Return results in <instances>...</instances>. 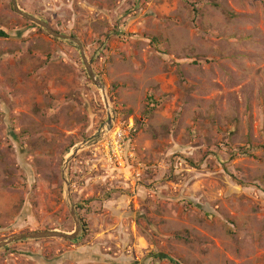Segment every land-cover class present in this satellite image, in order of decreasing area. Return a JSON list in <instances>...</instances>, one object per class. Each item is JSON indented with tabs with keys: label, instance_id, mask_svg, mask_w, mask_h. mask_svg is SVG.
Here are the masks:
<instances>
[{
	"label": "rangeland",
	"instance_id": "rangeland-1",
	"mask_svg": "<svg viewBox=\"0 0 264 264\" xmlns=\"http://www.w3.org/2000/svg\"><path fill=\"white\" fill-rule=\"evenodd\" d=\"M12 1L0 264H264V0Z\"/></svg>",
	"mask_w": 264,
	"mask_h": 264
},
{
	"label": "water",
	"instance_id": "water-1",
	"mask_svg": "<svg viewBox=\"0 0 264 264\" xmlns=\"http://www.w3.org/2000/svg\"><path fill=\"white\" fill-rule=\"evenodd\" d=\"M13 7L14 9L20 13L23 17H26L30 20H32L33 22L41 25L42 27H44L52 36L56 37V38H60V39H65V40H71V41H74L76 42L80 47H81V44L80 42L75 39V38H72V37H69V36H66V35H62V34H59L58 32L56 31H53L50 26L48 24H46L45 22H42V21H39L29 15H27L26 13L20 11L18 8H17V3H16V0H13ZM81 53L83 55V59H84V62L85 64L87 65V68H88V71H89V75L90 77L93 79V81L96 83V85H98L101 89H103V97L105 99V104H106V107L107 109L111 110V107H110V103H109V99L106 95V92H104V87L103 85L99 82V80L95 77L92 69H91V66H90V63L87 62V59L85 57V53L83 51V49L81 48ZM112 112V111H111ZM113 114H110V119L108 121V124L106 126V131H108L112 125H113ZM79 151V149H76L74 152H73V156H75L77 154V152ZM65 177V175H64ZM66 180V178H65ZM69 201V199H68ZM70 203V202H69ZM69 207H70V210H71V213L76 221V230L74 233L72 234H64V233H58V232H52V231H41V232H33V233H28V234H25V235H18V236H15L5 242H2L0 243V248H3L13 242H16V241H21V240H24V239H42V238H50V237H59V238H63V239H67V240H75L79 235L82 234L83 232V225H82V222L81 220L79 219L78 215L76 214L75 212V209L74 207L69 204Z\"/></svg>",
	"mask_w": 264,
	"mask_h": 264
},
{
	"label": "built area",
	"instance_id": "built-area-1",
	"mask_svg": "<svg viewBox=\"0 0 264 264\" xmlns=\"http://www.w3.org/2000/svg\"><path fill=\"white\" fill-rule=\"evenodd\" d=\"M132 125V124H131ZM131 131V130H130ZM122 135H123V130L118 131V133L116 134V137L114 138V140L117 139V142H112V152L115 155H119V151H120V139H122Z\"/></svg>",
	"mask_w": 264,
	"mask_h": 264
},
{
	"label": "trees",
	"instance_id": "trees-1",
	"mask_svg": "<svg viewBox=\"0 0 264 264\" xmlns=\"http://www.w3.org/2000/svg\"><path fill=\"white\" fill-rule=\"evenodd\" d=\"M211 3L215 6V7H219V5L213 0V1H211ZM8 34L5 32V31H3V30H0V38H3V39H6V38H8ZM246 154V153H245ZM84 222V227H85V234H87V232H88V225H87V223L85 222V221H83ZM172 263L173 264H179L177 261H175V260H172Z\"/></svg>",
	"mask_w": 264,
	"mask_h": 264
}]
</instances>
